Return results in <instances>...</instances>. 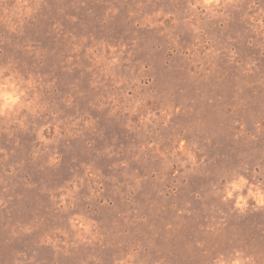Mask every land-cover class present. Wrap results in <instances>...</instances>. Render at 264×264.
I'll list each match as a JSON object with an SVG mask.
<instances>
[{
	"label": "rangeland",
	"instance_id": "obj_1",
	"mask_svg": "<svg viewBox=\"0 0 264 264\" xmlns=\"http://www.w3.org/2000/svg\"><path fill=\"white\" fill-rule=\"evenodd\" d=\"M3 69L0 264H264V0H0Z\"/></svg>",
	"mask_w": 264,
	"mask_h": 264
},
{
	"label": "clouds",
	"instance_id": "obj_2",
	"mask_svg": "<svg viewBox=\"0 0 264 264\" xmlns=\"http://www.w3.org/2000/svg\"><path fill=\"white\" fill-rule=\"evenodd\" d=\"M209 2V0H206ZM7 69L0 70V115H7L13 112L15 109L18 111L20 108H29L31 101L25 103V90L20 88V83L13 78L14 74H9L7 77L3 76V72ZM31 87V81L27 82ZM247 190L245 191V186ZM225 199H232L235 194V207L243 210L247 206L249 198L255 201L257 206H264V189L258 185H249L248 181L239 177L225 188ZM241 253L236 252L235 258L230 262H226L222 257L216 262V264H246L247 259H241Z\"/></svg>",
	"mask_w": 264,
	"mask_h": 264
}]
</instances>
